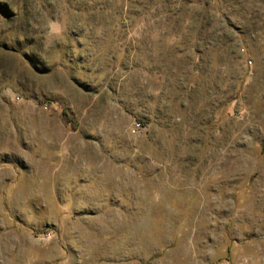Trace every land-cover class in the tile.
Instances as JSON below:
<instances>
[{
    "label": "rangeland",
    "instance_id": "374dc122",
    "mask_svg": "<svg viewBox=\"0 0 264 264\" xmlns=\"http://www.w3.org/2000/svg\"><path fill=\"white\" fill-rule=\"evenodd\" d=\"M0 264H264V0H0Z\"/></svg>",
    "mask_w": 264,
    "mask_h": 264
},
{
    "label": "built area",
    "instance_id": "2783aa9c",
    "mask_svg": "<svg viewBox=\"0 0 264 264\" xmlns=\"http://www.w3.org/2000/svg\"><path fill=\"white\" fill-rule=\"evenodd\" d=\"M140 128H141V122H137V123L135 124L134 131H137V130L140 129Z\"/></svg>",
    "mask_w": 264,
    "mask_h": 264
}]
</instances>
